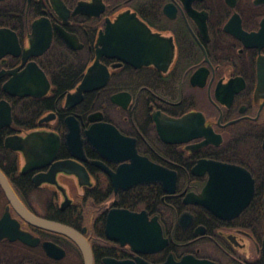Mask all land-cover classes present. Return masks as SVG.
Here are the masks:
<instances>
[{"label": "flooded vegetation", "instance_id": "1", "mask_svg": "<svg viewBox=\"0 0 264 264\" xmlns=\"http://www.w3.org/2000/svg\"><path fill=\"white\" fill-rule=\"evenodd\" d=\"M0 28L9 30L14 43L12 52L0 57V101L9 105L11 118L0 128V170L29 212L80 231L92 264H107L106 258L162 264L188 254L215 264H264V232L258 239L251 226L242 225L245 209L221 219L183 201L209 179L208 170L194 172L200 159L244 168L254 179V194L256 184L264 187V0H0ZM50 57L61 65L77 64L82 73L65 93L57 92L48 74ZM95 62L108 70L106 83L67 105V95L77 91ZM33 63L49 81L44 94L4 89ZM25 80L26 87L32 85L28 73ZM118 93L126 95L117 102L112 96ZM44 98L51 107L29 124L30 99ZM155 113L163 123V117L195 113L202 123L197 121L198 129L192 122L172 129L159 125ZM68 116L79 126L83 155L65 143ZM97 123L113 125L137 154L174 172L175 190H164L159 181L116 188L112 177L122 181L131 161L120 155L130 152V144L108 137L105 145L113 155L102 156L85 134ZM161 129L172 130L175 140H164ZM43 132L60 140L52 162L25 168L24 152L5 146L9 136ZM59 160L77 162L82 172L55 173L51 167ZM152 187L154 193L139 195ZM135 192V204L122 203ZM263 196L264 190L262 208ZM178 198L185 206L181 211ZM121 209L133 215L117 216ZM108 222L123 232L125 243L107 237ZM154 226L166 243L149 250L147 234L140 231ZM98 228L103 238L94 235ZM141 239L142 250H134L132 241ZM0 264H84V258L65 234L27 221L0 182Z\"/></svg>", "mask_w": 264, "mask_h": 264}, {"label": "water", "instance_id": "2", "mask_svg": "<svg viewBox=\"0 0 264 264\" xmlns=\"http://www.w3.org/2000/svg\"><path fill=\"white\" fill-rule=\"evenodd\" d=\"M13 48L14 43L12 41L9 30L0 28V57L8 52H12ZM119 57H121V55H119ZM26 69L22 71V79H14L13 76L12 79L4 84V89L11 94H28L35 97L41 96L49 88V81L45 73L35 63H33L31 67H28L27 72ZM26 73H28V79L32 82V85L28 87H26L28 84V81L25 80ZM108 76V70L95 62L88 68L79 86L77 87V91L75 93H70L67 95L66 104L69 105L75 100L82 98V92L84 91H89L94 88L103 86L106 83ZM17 88H21L22 92L11 91V89L15 90ZM124 94L125 93H118L113 95L112 98L113 100L117 101V98ZM156 114L157 113L153 114V118L157 120L159 125L168 124L172 129L176 127L185 128V125L191 122L194 125V129H198L196 125L197 121L202 123L198 115L195 113L187 114L178 119L163 117V121L165 123L160 122L159 118L155 117ZM43 120H45V118ZM10 122L11 118L9 105L4 101H0V128L5 125H9ZM66 122V145L70 150H73V153H76L77 150H80L81 153L77 154L83 155L82 140L80 138V130L77 122L73 119L72 116H68L66 118ZM171 131L169 130L168 132H166V129H161L160 135L166 141L175 140L169 135ZM85 134L86 139H88L104 157L111 158V155H113V153H109V148L107 147L108 145H105L108 137L112 136L113 138L118 139L123 145L130 144V152L127 154L121 153L120 155V159L129 158L131 161L124 167L123 175L121 177L122 181H119L118 177L112 175L114 182L113 184L116 188H128L135 184H150L151 182L159 181L162 184L164 190L169 192L175 190L176 179L174 172H169L164 167L150 161L147 157L137 154L134 149L133 143L129 140V138L120 135L118 130L113 125L108 123L93 124L88 130L85 131ZM32 136H34L35 138L33 140H30ZM59 145V137L54 132L34 133L33 135H28L26 137L9 136L5 139L6 147L19 149L24 152L27 163V166L25 168L32 167L36 165V162L39 161L45 163L52 162L57 154ZM82 168V166H80L73 160H59L54 162L51 167V169H53L55 173L57 171H64L66 173H74L76 175H80V173L82 172ZM198 170H208L210 172L209 179L200 193H187L183 199L185 203L201 205L212 212L216 217L221 219H232L235 216L239 215L240 212H242L248 206L253 197L255 185L254 179L251 177L250 173L247 170L236 165L227 164L211 159H200L194 166V172H197ZM0 182L5 190V193L7 194L15 208L27 221L37 226L65 234L80 248L84 258V264H92V253L89 242L80 231L70 225L46 220L37 217L29 212L19 201L1 170ZM115 213L117 216H125L128 214L133 215L132 213L124 209L115 210ZM184 215L190 217L187 213ZM143 231L147 234V238L145 241L149 246V250L159 249L166 243V240L162 238L159 226H154L153 228L148 227L147 229L141 230L140 235L143 233ZM122 233L123 232L112 229L109 225V222L107 223L106 235L109 239L120 240L121 243H125L127 240H125ZM132 244L134 250H142V246L139 245H144L145 243L144 239H141L139 242L132 241ZM261 251L264 259V236L262 239ZM106 262L107 264H148L143 260H139L138 262L133 263L129 261H115L109 258H106ZM162 264L215 263L207 259H198L193 255L188 254L183 256L178 261L170 256L168 260Z\"/></svg>", "mask_w": 264, "mask_h": 264}, {"label": "trees", "instance_id": "3", "mask_svg": "<svg viewBox=\"0 0 264 264\" xmlns=\"http://www.w3.org/2000/svg\"><path fill=\"white\" fill-rule=\"evenodd\" d=\"M52 61H51V60ZM49 65L47 67V70L49 71L48 74L50 75L52 81L56 85L57 92H63L65 93L69 89H71L75 83L79 80L82 73L75 67L77 64H71L70 62L66 61L65 65H61L55 62V59L53 57H50ZM47 63V61H46ZM32 103L30 113V117L28 120L29 124H34L37 121V118L45 111L47 108L51 107V101L47 98H44L42 101L30 99ZM49 106V107H47ZM26 112V110H24ZM105 187V185H104ZM150 190V191H149ZM264 187L256 184V191L254 194V197L250 204L245 208V210L241 213L240 219L242 222V225L251 226L256 237L258 239H261L263 232H264V215H263V208H262V193H263ZM151 192L154 193L155 189L152 187L151 189L146 188L145 191H140L139 195L141 193H147ZM135 194L138 195L136 192L134 194L129 195V197H124L122 200V203L125 204H135L134 199L138 200V197H135ZM178 211H181L185 208V206L182 204V201L180 198L177 199L176 203ZM95 236H99L103 238V231L100 230V228L96 229L94 232Z\"/></svg>", "mask_w": 264, "mask_h": 264}]
</instances>
